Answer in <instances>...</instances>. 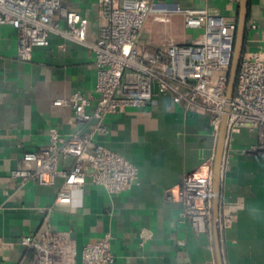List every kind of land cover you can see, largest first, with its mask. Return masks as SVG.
<instances>
[{"label": "crops", "instance_id": "1", "mask_svg": "<svg viewBox=\"0 0 264 264\" xmlns=\"http://www.w3.org/2000/svg\"><path fill=\"white\" fill-rule=\"evenodd\" d=\"M119 0L117 5L121 4ZM166 11V22L150 18L139 48L154 52L169 41L189 44L197 33L183 24L186 11L205 10L236 22L238 0H154ZM61 5L88 21L86 41L93 43L105 24L97 0H61ZM264 0H248L244 54L260 52L264 41ZM17 32L0 26V240L9 248L0 264H33V253L19 245L44 222L53 232L68 234L77 255L86 244L107 237L113 264H215L211 234H196L182 215L179 185L188 174L212 169L217 138L208 115L187 108L172 94H157L144 107L107 115L106 135L92 136L90 150L102 146L137 168L130 188L109 195L91 183L72 193L68 207L54 205L60 180L21 185L10 176L24 153L49 144V131L61 139L88 134L93 122L73 118L67 101L75 92L96 97V68L82 44L52 34L49 45L35 48L29 61L16 56ZM257 143L246 130L224 148L219 222L223 264H264V156L238 153ZM60 159L59 168L69 167ZM80 264V263H79Z\"/></svg>", "mask_w": 264, "mask_h": 264}, {"label": "built area", "instance_id": "2", "mask_svg": "<svg viewBox=\"0 0 264 264\" xmlns=\"http://www.w3.org/2000/svg\"><path fill=\"white\" fill-rule=\"evenodd\" d=\"M105 24L93 43L86 41L88 21L78 12L64 8L61 0H0V26L17 32L16 56L29 61L33 49L49 45L52 34L85 45L93 55L96 68V97L75 92L67 101L77 122H93L82 137L63 140L55 129L49 131V144L41 151L24 153L21 167L10 176L21 185L39 186L60 180L54 205L68 207L72 193L81 191L87 177L109 195L130 188L137 168L119 154L100 145L90 150L92 136L106 135L107 115L144 107L157 94H172L187 108L209 117L217 138L227 103V73L230 65L236 22L211 16L205 10L186 11L183 24L196 32L189 44L169 41L154 52L139 48V40L150 18L166 22V11L154 0H97ZM212 1V0H206ZM264 37V36H263ZM246 130L257 143L238 151L264 156V41L260 52L243 54L234 93L229 102L225 147L232 150L233 135ZM72 158L69 167L59 168L60 159ZM212 169L204 174L185 175L179 185L178 202L182 215L196 234H210ZM220 229L228 220L219 222ZM19 245L33 253V264H113L107 237L86 244L77 255L68 234L53 232L44 222L35 235L24 236ZM10 245L0 240V253Z\"/></svg>", "mask_w": 264, "mask_h": 264}, {"label": "water", "instance_id": "3", "mask_svg": "<svg viewBox=\"0 0 264 264\" xmlns=\"http://www.w3.org/2000/svg\"><path fill=\"white\" fill-rule=\"evenodd\" d=\"M247 12L248 0H238L236 13V31L233 42L230 65L227 73V103L221 120L220 130L217 135L215 155L212 166V187H211V227L210 234L213 243V253L215 264H223L220 226H219V201L221 188V167L223 161V153L227 136V121L229 113V102L231 101L236 84L237 73L242 56L244 54L245 39L247 33ZM69 164L72 158L65 159Z\"/></svg>", "mask_w": 264, "mask_h": 264}]
</instances>
